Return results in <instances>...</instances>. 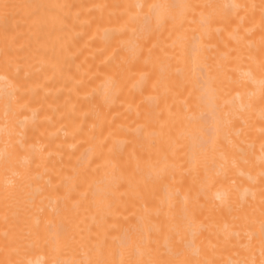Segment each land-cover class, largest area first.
I'll use <instances>...</instances> for the list:
<instances>
[{
    "label": "bare ground",
    "instance_id": "bare-ground-1",
    "mask_svg": "<svg viewBox=\"0 0 264 264\" xmlns=\"http://www.w3.org/2000/svg\"><path fill=\"white\" fill-rule=\"evenodd\" d=\"M0 264H264V0H0Z\"/></svg>",
    "mask_w": 264,
    "mask_h": 264
}]
</instances>
